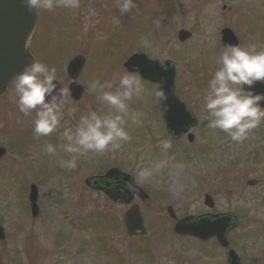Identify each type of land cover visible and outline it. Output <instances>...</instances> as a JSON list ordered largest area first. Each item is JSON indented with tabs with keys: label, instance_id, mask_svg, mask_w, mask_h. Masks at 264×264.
Instances as JSON below:
<instances>
[{
	"label": "rangeland",
	"instance_id": "obj_1",
	"mask_svg": "<svg viewBox=\"0 0 264 264\" xmlns=\"http://www.w3.org/2000/svg\"><path fill=\"white\" fill-rule=\"evenodd\" d=\"M156 1L167 3L158 6ZM136 5L123 15L117 0H80L75 10H38L29 43L35 60L55 66L57 80L67 89V64L83 55L76 81L84 90L77 101L66 98L61 126L40 138L33 132L35 113L25 116L12 100L14 81L0 95V145L6 148L0 159V225L5 232L0 239V264H115L107 259L112 258L109 250L118 252L125 264H214L221 260L225 264V254L223 259L203 254L193 240L176 238L165 221L169 205L178 217L205 211L207 193L214 197V210L240 215V226L228 233L230 245H236L246 264H264V188L248 184L264 180V121L248 139L237 143L208 127L201 101L222 53L221 27L238 32L240 46L264 44V0H136ZM153 13L155 19L150 18ZM180 28L193 35L179 42ZM141 37L152 47H143ZM133 52L175 62V88L198 121L191 128L193 140L167 134L153 95L156 84L128 72L138 76L145 88L142 98L128 102L140 120L139 125L129 122L131 140L119 151L80 157L75 170L61 168L58 160L69 159L70 154L58 148L52 157L44 146L62 143L59 136L65 126L74 128L81 115L101 110L97 94L90 93L88 85L94 79L110 80L114 91L120 75L127 72L123 62ZM161 138L171 141L167 152L158 147ZM155 160H166L168 166L152 182L140 185L149 196L141 206L146 234L133 237L124 228L107 227L105 214L119 219L126 207L110 204L103 193L85 184V178L102 175L113 166L133 176L137 166ZM176 165L181 166L180 181L185 185L179 198L168 188L169 171H177ZM32 183L38 188L36 217L31 216L27 199ZM137 242L139 249H133ZM147 250H151L149 255Z\"/></svg>",
	"mask_w": 264,
	"mask_h": 264
},
{
	"label": "clouds",
	"instance_id": "obj_2",
	"mask_svg": "<svg viewBox=\"0 0 264 264\" xmlns=\"http://www.w3.org/2000/svg\"><path fill=\"white\" fill-rule=\"evenodd\" d=\"M22 3L29 11L43 9L50 12L58 8L75 10L80 7V0H22ZM117 6L123 15L137 5L136 0H117ZM140 43L145 48L152 47L146 37H141ZM216 63L202 94V110L207 114L205 119L210 129H219L231 141L242 143L264 121V107L261 105L264 92H256L254 87L257 82L264 84V44L225 45ZM112 89L110 80L91 81L88 90L97 94L101 110H90L81 115L74 128L65 126L59 136L62 143L44 146V152L52 157L56 156L58 148L70 154L69 159L58 160L61 168L75 170L80 157L88 153L116 152L131 140L127 130L129 122L139 125L140 120L130 111L128 102L142 98L144 85L138 76L123 72L118 86L114 91ZM68 95L66 88H58L56 67L43 61L26 64L14 78L12 100L25 116L35 113L33 132L36 138L48 137L61 126ZM153 95L159 102L167 100L162 89L154 90ZM158 147L167 152L172 144L161 138ZM167 166L166 160L137 166L132 182L125 184V188L129 192L135 191L136 186L152 182ZM175 167L177 171H169L168 188L179 198L185 185L180 181L181 166Z\"/></svg>",
	"mask_w": 264,
	"mask_h": 264
},
{
	"label": "water",
	"instance_id": "obj_3",
	"mask_svg": "<svg viewBox=\"0 0 264 264\" xmlns=\"http://www.w3.org/2000/svg\"><path fill=\"white\" fill-rule=\"evenodd\" d=\"M37 24V10L29 11L22 3V0H0V95L5 91L6 87L15 76L23 70V67L31 63L32 55L28 50V43L35 31ZM178 40L185 41L191 36V31L187 29H180L177 33ZM238 42L236 35L229 27H224L221 30V43L223 45H236ZM84 64L82 56H76L67 64V73L74 79L81 67ZM124 68L128 72H136L138 75L150 82L158 83L157 89H162L167 95V100L163 102L157 101L161 110L163 119L166 123L168 131L174 137L186 133L197 122V118L187 109L184 102H182L175 89V74L176 65L171 59L165 60L161 63L157 59L148 57L143 52H134L129 55L123 62ZM58 88H61L60 83ZM255 91L264 92V84L256 83ZM69 95L71 99L78 100L83 92V86L75 81L70 82ZM264 107V101L261 102ZM188 141L193 140V134H187ZM6 149L0 145V159L5 154ZM110 177H117L123 183H131V175L121 171L118 168H110L103 175L95 177H87L85 183L87 186L96 187L97 184H102ZM255 180H249L248 184H254ZM99 188L103 189L100 185ZM135 192L140 199L147 197V194L139 187H135ZM129 201L131 193L126 191ZM116 199V198H115ZM28 200L30 203V213L32 217H36L39 212L38 189L32 183L29 187ZM204 203L211 207L213 200L205 194ZM171 216V206L168 207ZM125 226L128 235L144 234L145 228L139 212L137 204H133L125 212L124 215ZM235 225V220L231 213H219L217 215L192 217L186 216L180 219L174 226V230L181 234H190L201 239H207L210 236H215L222 246H227L228 241L226 232L229 228ZM0 239H4V230L0 225ZM228 261L230 264H238L237 255L230 249L228 251Z\"/></svg>",
	"mask_w": 264,
	"mask_h": 264
},
{
	"label": "flooded vegetation",
	"instance_id": "obj_4",
	"mask_svg": "<svg viewBox=\"0 0 264 264\" xmlns=\"http://www.w3.org/2000/svg\"><path fill=\"white\" fill-rule=\"evenodd\" d=\"M156 3L158 4V6H159V4H162V5H166V4H164V3H167V2H158V1H156ZM159 11H157V14H159L158 13ZM142 13V12H141ZM154 15H156L155 13H153L152 15H151V19H153L155 16ZM134 18H136V17H134ZM155 19V18H154ZM125 21H127V19L125 20ZM252 23H254V21H252L251 22V24ZM125 24V23H124ZM224 27H229V26H227V25H225V26H223V27H221L220 28V31H219V44H220V50H224V47H225V45H223L222 43H221V30H222V28H224ZM229 28H231V27H229ZM232 29V28H231ZM239 30H241V28L240 27H238V31ZM232 31H233V33L236 35V37H237V40H238V42H237V44L236 45H240L241 44V36H240V34H237L238 32H235L233 29H232ZM236 31H237V29H236ZM192 35H193V33H192ZM182 42V41H181ZM252 42H253V40H252ZM254 43V42H253ZM206 49V48H205ZM209 54H208V50L206 49L205 50V57H207ZM206 85L205 86H207V83H205ZM177 91V90H176ZM177 94H178V92H177ZM179 96V95H178ZM179 98H180V96H179ZM181 99V98H180ZM183 101V100H182ZM159 108V107H158ZM160 110V109H159ZM158 114H160L159 113V111H158ZM162 116V115H161ZM197 118V117H196ZM198 122V121H197ZM197 122H196V124H197ZM164 124H165V122H164ZM195 124V125H196ZM194 125V126H195ZM193 126V127H194ZM165 127H166V125H165ZM192 127V128H193ZM191 130L192 129H189L186 133H182L179 137H178V139L179 138H182L183 136H186L187 137V134H188V132H191ZM166 131H167V134L170 136V137H172L173 139H175V137L174 136H172V134L167 130V128H166ZM118 168V169H120V167H118V166H113V167H110V168ZM109 168V169H110ZM108 170V169H107ZM121 170V169H120ZM122 171V170H121ZM123 172H125V171H123ZM127 173V172H126ZM131 175V174H130ZM92 176H99V175H92ZM132 176V175H131ZM255 180V182H254V184H251V185H254V186H261V187H263L264 188V180H262V179H254ZM125 184L126 183H123L119 178H117V177H110L109 179H106L105 181H104V183H102V184H100V185H102L103 186V189L102 188H99V184H97L98 186H96V187H90L92 190H94V191H99V192H101V193H103L109 200V203L110 204H117V205H123V206H125L126 207V209L124 210V212L122 213V215H120L119 214V219L117 218V215H115V216H111L110 214H108V212H107V214H105L106 215V224H107V227H113V228H119V229H123L124 228V230H125V232H126V226H125V219H124V215H125V212L127 211V209L132 205V204H138L139 205V211H140V214H141V217H142V221H143V226H144V228L146 229L147 227H146V222H145V215H144V213H142V211H141V206H142V204H143V202H145L147 199H144V200H139V198H138V196L136 195V193L135 192H132L131 193V198H130V200L129 201H125V199H127L128 198V195H127V193H126V191H127V189L125 188ZM250 185V184H249ZM140 186V185H139ZM141 187V186H140ZM142 188V187H141ZM143 189V188H142ZM144 190V189H143ZM208 194V193H207ZM210 196H211V198H212V200H213V203H212V206L211 207H209V206H207L205 203V208H207L205 211H203V212H201V213H198V214H187V215H184V216H180V217H178L177 216V214L175 213V211H174V209H173V207L171 206V205H169V206H171L172 207V211H173V213L172 214H175V216H171V214H170V212L168 211V208L166 209L167 210V213H168V218L166 217L165 218V221H166V223L168 224V228L170 229V230H173V228H174V226H175V224L180 220V219H182V218H184V217H186V216H189V215H191V216H194V217H199V216H208V217H212V215H217V214H219V213H224L223 211H216V210H214V207H215V201H214V197L211 195V194H209ZM149 197V196H148ZM116 198V199H115ZM135 199H137V200H139L138 202L137 201H135ZM229 213H231L232 215H233V219L235 220V225L233 226V227H231V228H229L228 230H227V232H226V237H227V240H228V246H226V247H223V246H221L220 245V243L218 242V240H217V238L215 237V236H210V237H208L207 239H200L199 237H194V236H192V235H189V234H187V235H181V234H176L174 231V236L176 235V238H183V239H187V240H193V242H195V244H197V245H199V248H200V250H199V248L198 247H196V249L198 250V251H201L203 254H205V255H208V256H210V257H212V258H215L216 256H219V257H221L222 259H223V255L225 254L226 255V259H225V264H230V262L228 261V251L230 250V249H232L234 252H235V254L237 255V259H238V264H246L245 263V261H243V257H242V254H241V252H240V250L238 251L237 250V247H236V245H230V243H229V232L230 231H234V230H237V228L240 226V220H241V218H240V215H239V213L237 212V211H230ZM156 224H158V223H156ZM146 231H147V229H146ZM133 237H141L142 235H140V234H135V235H132ZM144 236V235H143ZM137 244H138V242L136 243V246L135 247H133V249H139V246H137ZM144 249V247H142V250ZM145 253H147L148 255L151 253V250H147V251H145ZM119 253L118 252H114L113 250H109L108 251V255H109V257H112V258H107L108 259V261L110 260V261H114L115 262V264H125L123 261H124V258L123 257H118L119 255H118ZM142 254H143V251H142ZM153 254V253H152ZM114 256V257H113ZM150 258H152V257H150ZM223 260H221V261H219V262H216V263H214V264H223Z\"/></svg>",
	"mask_w": 264,
	"mask_h": 264
},
{
	"label": "trees",
	"instance_id": "obj_5",
	"mask_svg": "<svg viewBox=\"0 0 264 264\" xmlns=\"http://www.w3.org/2000/svg\"><path fill=\"white\" fill-rule=\"evenodd\" d=\"M50 63H48V65H49Z\"/></svg>",
	"mask_w": 264,
	"mask_h": 264
}]
</instances>
